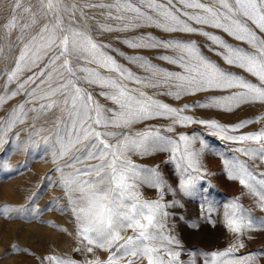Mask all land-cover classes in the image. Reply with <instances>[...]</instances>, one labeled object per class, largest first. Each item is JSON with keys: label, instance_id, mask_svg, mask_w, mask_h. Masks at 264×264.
Listing matches in <instances>:
<instances>
[{"label": "snow or ice", "instance_id": "obj_1", "mask_svg": "<svg viewBox=\"0 0 264 264\" xmlns=\"http://www.w3.org/2000/svg\"><path fill=\"white\" fill-rule=\"evenodd\" d=\"M21 4L22 0H15L12 14L3 25L8 34L17 32L20 50L0 89V106L21 94L24 100L10 111L4 121L6 127H0V144L6 142L8 132L17 124L25 123L29 112L35 113L28 139L40 136L41 142L52 150L54 171L59 173L58 186L66 200L65 207L59 210L71 211L78 243L83 246L74 251L93 254L83 264H119L122 260L133 264L127 257L141 259L144 264H196L195 253H189L187 262L180 259V241L169 227V205L163 201L165 190H178L187 197L201 195L202 187L198 185L206 172L201 155L208 145L200 132H178L177 128L201 125L207 135L239 145L231 149L233 153L264 161V128L239 131L254 120H264V116L226 124L186 114L192 108L232 112L243 104L264 103V0H35V4L23 8L27 19L16 15ZM96 8L103 10L99 19L86 11ZM145 26L169 34L207 38L208 50L215 57L229 68L255 77V82L206 55L191 35L158 39L146 33L121 41L131 49L164 50L159 59L177 70L156 64L149 57H125L111 40L100 38ZM207 29H219L240 43H230ZM29 32L34 34L26 38ZM113 53L125 57L141 71L121 63ZM25 72L31 75L25 76ZM3 74L4 70H0ZM13 84L15 87L9 91L8 86ZM93 89L97 90L95 95ZM148 89H164L165 95L177 101L198 93L212 95L204 103L177 107L157 99L156 93L150 94ZM97 96L111 101V106L101 104ZM53 111L58 115L52 127L37 128L35 121ZM157 118L169 120L166 131L174 135L162 134L154 127L132 131L134 125ZM44 132L47 135L41 136ZM13 136L19 139V131ZM197 140L201 143L199 150L193 147ZM31 146L38 144L33 141ZM156 151L170 154L168 160L179 173L178 189L163 179L159 165L146 167L132 159L133 155ZM223 164L228 178L238 181L264 208V172L249 166L238 155L225 157ZM141 184L158 189V198L144 199ZM37 195L34 193L29 201L30 212L29 205H4L0 213L9 218L10 213L38 218L42 210L35 206ZM208 195L201 197V218L215 227L212 217L217 214L220 223L237 239L222 251L205 253L204 264H255L254 253L235 255L244 247L241 237L257 227L249 210L239 197L217 204ZM59 199L53 202L58 204ZM177 204L179 201H172L173 206ZM199 226L195 221L190 224L193 229ZM259 227L264 228V222ZM129 230L132 235L126 234ZM97 248L109 252L107 261L94 256ZM12 249L28 251L16 245ZM36 262L81 264L70 256L56 254L36 257Z\"/></svg>", "mask_w": 264, "mask_h": 264}, {"label": "rangeland", "instance_id": "obj_2", "mask_svg": "<svg viewBox=\"0 0 264 264\" xmlns=\"http://www.w3.org/2000/svg\"><path fill=\"white\" fill-rule=\"evenodd\" d=\"M79 2L99 3L101 0H79ZM105 3H110L112 0H103ZM15 0H0V70H4V74L0 75V89H3L7 72L11 71L15 61L18 57L20 45L16 41L17 32L13 31L8 34L3 25L10 17L13 11V4ZM35 4V0H22L21 8L16 10L17 17L27 19V14L23 13V8L29 4ZM89 15H96L99 19V13L102 9L86 10ZM216 32V34L223 36L230 43L238 44L223 33L219 29H207ZM151 33L158 39L163 38H179L180 36L191 35L203 47L206 55L215 59L223 67L229 68L228 65L223 64L218 57L208 50L209 41L207 38L198 34H169L164 33L160 29L151 26H145L135 29L127 33H112L100 37L101 39L111 40L113 47L128 55H140L149 57L156 64H160L171 70H177L175 66L169 65L167 62L159 59V53L164 50L154 49H131L127 45L121 43L125 37H133L138 34ZM33 32L26 33L28 35ZM118 36L117 40L114 37ZM247 47V45H242ZM121 63L127 64L134 71L141 70L132 64L125 57L119 56L118 53H113ZM35 70V69H34ZM229 70L237 72L248 79L255 82V77L245 73L243 70L237 68H229ZM25 76L31 75L30 72H25ZM34 86V85H33ZM15 85H9L10 91ZM96 89H93L94 95ZM149 93H156V98L163 100L173 106H181L184 103L192 104L196 102L204 103L206 98L212 93H198L195 96H188L182 98L180 101L173 97L165 95L164 89H148ZM2 94V93H0ZM217 95L221 93H215ZM101 104L111 106V101H106L103 97H96ZM24 100V95H18L11 100H8L3 106H0V127H6L4 123L7 120L10 111L15 105ZM26 109L29 107L25 106ZM186 114L195 115L199 119H216L226 124H235L242 120H248L259 116H264V103L255 102L243 104L240 108L225 112L215 108H192L187 110ZM33 112L28 113V119L23 124H17L5 137V143L0 144V207L4 205H29V201L34 193L38 195L35 198V206L40 208L38 218L24 216H16L10 213L6 217L0 213V264H37L36 257H44L49 254H56L60 256H70L78 261L93 258V254L84 252L80 253L74 251L75 248L83 246L78 243L76 225L74 217L70 210L60 211V208L65 207L66 200L63 198V189L59 185V173L54 171L56 163L53 161L52 150L48 145L41 142L40 136H32L28 139L29 125L33 123ZM58 112L53 111L46 116H42L35 121L36 127H44L46 129L52 127ZM169 120L157 118L134 125L132 131H142L147 127L159 128L162 134L172 136L173 133L166 131ZM264 128V120H254L247 124L240 132L256 131ZM21 129H28V131H21ZM19 131V139L13 136V133ZM177 131H184L188 133L200 132L204 135L208 147L204 148L201 160L203 168L206 169L204 179L199 181V187H202L201 195L195 197H187L178 190L169 192L165 190L164 203L169 207L166 209L169 212L168 224L172 230V234L180 241L181 251L180 259L187 262L189 260V253H195L196 264H204L205 253L213 251H222L234 244L237 237L228 232L223 224L220 223L219 216L213 214V219L216 220V225L213 227L207 220L201 218V204L203 203L202 196L210 193L207 198L217 204H223L234 197H239V202L249 210L250 215L257 225L253 230L248 231L241 239L244 242V247L235 253L237 257L244 256L249 253L256 255L255 264H264V228H260V224L264 222V208L258 205L257 198L247 193L246 189L236 180L228 178L223 159L225 157L231 158L233 155L241 156L246 160L249 166H256L258 171L264 172V161L259 158L253 160L250 157H245L241 153H233L231 149L239 145L231 142L222 141L214 136L206 134L203 126L193 124L188 127H178ZM47 135V132L41 133V136ZM37 142V147H32V142ZM199 150L201 143L199 140L193 146ZM223 153L224 155H220ZM168 152L156 151L151 155H133L132 159L138 164L146 167H153L159 165V172L163 179L173 189H178L179 173L173 162H169ZM67 159V158H65ZM63 164L64 161H59ZM67 171V169H65ZM140 192L144 199L154 200L159 196V190L149 187L147 184L140 185ZM60 197L58 204L55 198ZM179 201V204L173 206L172 201ZM50 202H52L50 204ZM31 211V205L27 209ZM52 221L53 223H48ZM195 221L200 226L198 229H193L190 224ZM127 235H132L129 230ZM12 245L18 248L28 249L27 252L14 251ZM34 254V255H33ZM94 256L100 261H107L109 252L103 249H95ZM131 259L133 264H144L141 259L134 257H127ZM119 264H125L122 260ZM210 264V261H209Z\"/></svg>", "mask_w": 264, "mask_h": 264}]
</instances>
